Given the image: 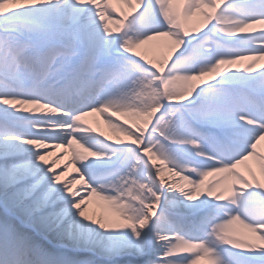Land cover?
Segmentation results:
<instances>
[{"label":"snow or ice","instance_id":"1","mask_svg":"<svg viewBox=\"0 0 264 264\" xmlns=\"http://www.w3.org/2000/svg\"><path fill=\"white\" fill-rule=\"evenodd\" d=\"M112 2L0 0V264H264V0Z\"/></svg>","mask_w":264,"mask_h":264},{"label":"bare ground","instance_id":"2","mask_svg":"<svg viewBox=\"0 0 264 264\" xmlns=\"http://www.w3.org/2000/svg\"><path fill=\"white\" fill-rule=\"evenodd\" d=\"M111 7H113L121 16L128 14L130 11L127 5L118 3L116 2V0H113V2L111 3ZM175 7L182 9L183 5L177 4L175 5ZM198 18L199 16L197 14V16L192 17L189 20L185 21V23L189 26H195L197 24ZM110 26L113 28L116 27L115 25H110ZM155 43L156 42H154L153 45L145 46L144 48L141 49L143 54H145L149 59H153V60L157 59L161 54V50L155 46ZM243 63H256L257 67H260L262 64H264V61H260V62L247 61ZM109 115H111L112 118L116 120L118 123H122L126 127L133 128L135 127V124L139 122L131 114L109 113ZM85 123L87 126H90L92 129H94V126L96 127L94 129V134H100L103 132V135L108 137L110 140H115V139H122L125 141L129 140L127 136L109 127L108 124L105 123L104 119L99 114H93L91 116L86 117ZM98 125H101V127L103 128L100 129ZM109 131H111V135L108 134ZM73 147L77 148L78 151L80 150L76 145H74ZM259 151L261 152L262 155H264V142H262ZM47 159L49 160L50 163L55 161V168L57 171H65V165H67L65 175L61 176L62 181H67L77 174L76 167L71 164V160H72L71 150H66L64 148L55 149L52 155L47 157ZM157 164L159 165V161H157ZM239 170L242 171L246 176H248L249 179L252 178V175H255L258 179L264 181V176L261 175V171H260V162L256 161L255 159L245 162L244 165L240 166ZM223 175L224 174L209 176L208 178H206V183L220 179L221 176ZM163 176L166 180H179V177L173 176L171 173L167 171V169L164 170ZM181 183L184 182L181 181ZM80 187H82V183L77 181L74 184V190H79ZM105 205L109 206V208L111 207L113 214H110L105 211L106 210V207H104ZM88 213L95 218L98 219L103 218L105 221L119 219L118 211L112 205L96 197H93L88 201ZM233 230L237 233L246 235L245 230L242 229L241 227H238L237 225L233 226Z\"/></svg>","mask_w":264,"mask_h":264},{"label":"rangeland","instance_id":"3","mask_svg":"<svg viewBox=\"0 0 264 264\" xmlns=\"http://www.w3.org/2000/svg\"><path fill=\"white\" fill-rule=\"evenodd\" d=\"M104 207H106V212H108V213H110V214H113V212H112V209H111V207L109 208V206H107V205H105ZM104 211V210H103ZM238 227H240L239 225H237ZM234 231V230H233ZM202 264H208V262L206 261V262H204V263H202Z\"/></svg>","mask_w":264,"mask_h":264}]
</instances>
